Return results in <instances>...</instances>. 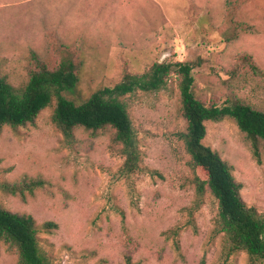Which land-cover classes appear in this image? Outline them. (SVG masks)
Instances as JSON below:
<instances>
[{
  "label": "rangeland",
  "instance_id": "1",
  "mask_svg": "<svg viewBox=\"0 0 264 264\" xmlns=\"http://www.w3.org/2000/svg\"><path fill=\"white\" fill-rule=\"evenodd\" d=\"M228 1L0 0V74L22 86L33 52L51 68L70 53L79 83L66 95L80 104L127 70L188 61L202 101L264 111V0ZM180 80L173 71L165 88L123 98L140 151L132 172L112 129L77 127L66 136L53 121L56 102L34 123L0 128V184L42 183L25 197L0 187V205L34 217L53 264H264L244 251L227 255L218 199L199 190L207 173L181 138ZM203 142L230 164L246 204L264 213V143L256 151L230 117L208 121ZM48 221L58 226L46 228ZM0 264H19L1 239Z\"/></svg>",
  "mask_w": 264,
  "mask_h": 264
},
{
  "label": "trees",
  "instance_id": "2",
  "mask_svg": "<svg viewBox=\"0 0 264 264\" xmlns=\"http://www.w3.org/2000/svg\"><path fill=\"white\" fill-rule=\"evenodd\" d=\"M228 2L235 4L233 0ZM65 51L70 52H62ZM61 56L59 65L51 68L33 52L35 69L22 86H14L0 74V128L5 125L18 128L34 123L44 109L56 102L53 121L66 136H71L77 127L93 133L112 129L115 142L122 146L126 156L125 167L132 172L138 166L140 151L128 104L123 98L137 91L149 93L165 88L170 74L175 71L181 76L182 114L187 121V130L181 133V138L193 165L207 173V179H197L199 190L203 192L208 187L218 199V226L219 231L224 233L227 255L244 251L251 262H264V213L246 204L230 164L203 142L207 136L208 121L230 117L258 151L260 144L264 143V111L231 99L223 105L202 101L193 90L196 63L188 61L175 64L155 62L142 73L127 70L113 88L100 89L77 104L66 95L78 86L77 64L70 53H62ZM244 58L253 72L263 74L249 55ZM41 184V181L35 180L23 185L0 184V187L25 197L26 190L34 191ZM57 226L54 221L45 224L50 229ZM38 234L39 228L33 216L0 205V239L17 249L19 264H53L42 250Z\"/></svg>",
  "mask_w": 264,
  "mask_h": 264
}]
</instances>
